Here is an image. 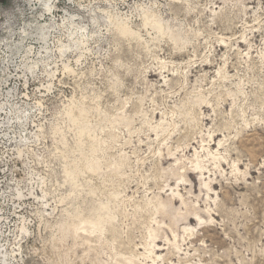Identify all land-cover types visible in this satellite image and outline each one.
Returning a JSON list of instances; mask_svg holds the SVG:
<instances>
[{
  "label": "rangeland",
  "instance_id": "374dc122",
  "mask_svg": "<svg viewBox=\"0 0 264 264\" xmlns=\"http://www.w3.org/2000/svg\"><path fill=\"white\" fill-rule=\"evenodd\" d=\"M0 264H264V0H0Z\"/></svg>",
  "mask_w": 264,
  "mask_h": 264
},
{
  "label": "bare ground",
  "instance_id": "6f19581e",
  "mask_svg": "<svg viewBox=\"0 0 264 264\" xmlns=\"http://www.w3.org/2000/svg\"><path fill=\"white\" fill-rule=\"evenodd\" d=\"M48 5H49V2H46V3H45V6L47 7ZM49 6H50V5H49ZM47 10H48V12H50V11H51V8H50V7H47ZM70 15H71V14H70ZM65 16H67V15H65ZM36 22H37V21H36ZM64 22H65V21H64ZM64 22H63V23H64ZM66 22H67V21H66ZM70 22H71V21H70ZM37 23H39V22H37ZM37 23H36V24H37ZM34 24H35V23H34ZM41 25H42V24H41ZM43 25H44V24H43ZM68 25H70V24H68ZM62 26H63V25H62ZM39 27H40V26H39ZM42 27H43V26H42ZM47 27H48V26H47ZM47 27H46V28H47ZM51 27H52V26H51ZM48 28H49V27H48ZM41 29H42V28H41ZM46 31H47V30H46ZM41 32H42V31H41ZM41 32H40V33H41ZM43 32H44V31H43ZM40 36H42V34H41ZM43 36H44V35H43ZM23 37H24V36H23ZM42 39H43V38H42ZM40 41H41V40H40ZM64 46H65V45H64ZM64 46H60V47H59V51H60L61 53H62L63 49L65 48ZM66 46H67V45H66ZM68 47H69V46H68ZM31 49H32V48H29L30 51H31ZM65 49H66V48H65ZM205 184H206V183H205ZM203 186H204V185H203ZM178 195H179V194H178ZM198 218H199V220L201 219L200 217H198Z\"/></svg>",
  "mask_w": 264,
  "mask_h": 264
},
{
  "label": "built area",
  "instance_id": "2783aa9c",
  "mask_svg": "<svg viewBox=\"0 0 264 264\" xmlns=\"http://www.w3.org/2000/svg\"><path fill=\"white\" fill-rule=\"evenodd\" d=\"M39 3V2H38ZM40 5H42L41 3H39Z\"/></svg>",
  "mask_w": 264,
  "mask_h": 264
}]
</instances>
